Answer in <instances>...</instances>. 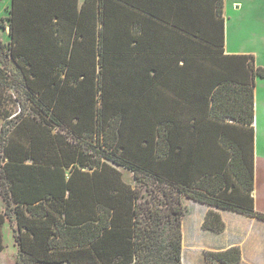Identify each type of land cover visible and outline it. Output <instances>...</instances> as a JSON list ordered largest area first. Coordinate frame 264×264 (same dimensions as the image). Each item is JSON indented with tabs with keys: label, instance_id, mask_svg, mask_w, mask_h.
<instances>
[{
	"label": "trees",
	"instance_id": "trees-1",
	"mask_svg": "<svg viewBox=\"0 0 264 264\" xmlns=\"http://www.w3.org/2000/svg\"><path fill=\"white\" fill-rule=\"evenodd\" d=\"M132 4L121 0H83L80 4L79 0H11L7 48L20 76L10 80L9 73L0 69V202L4 206L0 252L5 219L15 216L17 221L15 204L24 206L33 218H44L48 210L57 216L56 236L45 242L48 249L90 246L100 264H182L181 222L188 212L183 197L264 219L263 213L255 211L251 196L254 77H264V68L255 66L249 55L250 84L224 80L214 87L209 114L197 127L186 173L181 166L173 173L152 169L150 158L138 163L149 152L142 154L126 141L138 142L142 136L149 142L152 133L120 132V100L107 98L116 92L121 76L120 56L158 54L131 39L130 35L143 31L135 21L121 24L120 12L128 17L127 12H146ZM213 6L217 39L207 40L196 31L193 38L205 49L194 53H223V0ZM146 13L158 18L156 13ZM18 90L23 94L15 93ZM170 125L161 122L155 129L156 159L169 154ZM239 126L247 127L249 144L245 165L248 198L244 202L223 181L222 163L216 161L224 155L215 149L216 145L227 148L229 163L237 159L241 149L235 142L243 140ZM200 137H205L209 151L214 149L201 164ZM128 149H133L134 158L126 154ZM115 166L131 172L133 185L122 180ZM185 176L186 180L181 179ZM203 228L223 231L220 213L208 210ZM20 234L15 235L18 264H43L23 251ZM204 257L237 264L241 248L206 250Z\"/></svg>",
	"mask_w": 264,
	"mask_h": 264
},
{
	"label": "crops",
	"instance_id": "crops-1",
	"mask_svg": "<svg viewBox=\"0 0 264 264\" xmlns=\"http://www.w3.org/2000/svg\"><path fill=\"white\" fill-rule=\"evenodd\" d=\"M82 1L79 0V4ZM215 1L121 0L123 4L125 2L133 3L132 5H138L136 7L143 11L158 15V18H154L141 11L140 13L127 12L130 14L128 17L125 16V11L120 12L123 26L130 19L132 23L135 21L134 25L143 28V31L139 29L135 34L130 35L131 39H138L144 47H151L158 54L120 56L118 73L121 76L116 86V92L107 95L108 99L120 100L119 110L122 114L120 132L149 131L152 133L149 142L142 140V136L138 137V142L126 141L129 146L135 145L137 149L139 148L142 154L145 150L149 152V157L146 159L140 157L136 161L143 164L150 158L152 169L164 168L173 173L181 166L183 172L186 173L185 171L189 170L193 158L197 127L209 114L210 95L214 87L224 80L241 85L250 84L252 74L247 66L249 55L253 56L255 66L262 67L257 65L256 55L251 51L235 46L231 47L227 44L225 18L223 28L220 27L221 37L223 35V53L210 55L193 52L205 49L198 40H194L193 33L196 31H199V34L207 40L217 39L218 21L213 6ZM224 8L225 0H223V14ZM261 79L264 77H254L253 187L251 196L255 211L264 214V156L258 152L256 146L258 120L256 121L255 113V106L258 109L260 104H264V97L256 89L258 80ZM259 84L264 86L261 82ZM161 122L171 123L167 129L170 150L165 158L156 159L153 156L155 129ZM203 128L205 132L207 125ZM237 128L238 132L243 134V140L238 139L235 142L241 149L238 151L239 156L229 163L230 154L225 157L228 149L216 145L215 149L220 153V156L224 155L223 159L221 161L218 159L216 163L218 165L222 163V169H220L225 184L235 190L233 195L239 196L244 202L248 198L245 191L248 183L245 167L249 147L248 129L246 126ZM213 151H209V144L205 137H200L199 164L204 163L209 153ZM240 155H243V162ZM115 167L121 172L122 180L133 185L131 172L123 167ZM181 179L186 180V176ZM183 202L188 206V212L181 222L182 264H222L206 260L204 251L223 250L235 245L241 248V260L237 264H264V219L212 206L188 197H183ZM14 207L17 221L14 216L11 220L6 218L4 224L7 222L10 226L13 225L14 235L16 233L29 234V242L36 241L41 231L32 225L27 226V223H38L37 220L49 222L48 232L46 234L41 232L43 234L42 248L40 247L35 252L30 245H24L21 248L25 253L42 261L43 264H100L99 258L90 246L72 249H48L46 247V240L56 236L54 222L58 218L51 210L47 211L44 218H33L24 206L15 204ZM210 209L220 213L225 223L223 231L215 232L203 228L205 215ZM3 210L4 206L0 202V212ZM231 229L233 234L229 235ZM103 242L107 245V237ZM78 251H83V253L79 254ZM250 251L254 255L246 257L245 252ZM65 252L71 254L68 255L70 259L68 261L64 260L63 253ZM104 252L107 250L104 249ZM47 259L50 262L45 261Z\"/></svg>",
	"mask_w": 264,
	"mask_h": 264
},
{
	"label": "rangeland",
	"instance_id": "rangeland-1",
	"mask_svg": "<svg viewBox=\"0 0 264 264\" xmlns=\"http://www.w3.org/2000/svg\"><path fill=\"white\" fill-rule=\"evenodd\" d=\"M10 4V0H0V67H2L0 69L4 72L7 71L10 80H12L15 76L19 77L20 74L18 73L16 65L11 61V56L7 48V44L10 40L8 35L9 20L7 19ZM223 15L225 18L227 44L231 47L235 46L251 51L252 54L256 55L257 65L264 67V0H225ZM260 82L264 85V79L258 80L256 89H258L260 94L264 97V86H261L259 84ZM15 93L23 94L22 90H18V92ZM255 113L256 121L258 120L256 146L258 147V152L264 156V104H260L258 109L255 106ZM106 118L107 116L104 114L102 116L103 123ZM2 124L3 121L0 119V126ZM126 154L133 158L135 155L133 149H128ZM148 182L150 186L153 185L150 179ZM153 187L155 190L157 189V187ZM37 221L38 223H27V226L32 225L41 232L46 231L49 222ZM41 232H39L36 241L32 242L28 240L29 234H20L22 247H24V245H30L33 250L37 252L41 247V239L43 237ZM230 234H233L232 229L229 230V235ZM2 237L3 249L0 252V264H18L19 246L17 247V241L13 233V225L10 226L7 222L4 224L2 228ZM29 239L31 238L29 237ZM77 253L82 254L83 251H78ZM63 255L65 261L70 260L68 257V255H71L70 252H65ZM245 255L246 257H251L254 253L251 251L245 252ZM65 261L62 262L67 263Z\"/></svg>",
	"mask_w": 264,
	"mask_h": 264
}]
</instances>
